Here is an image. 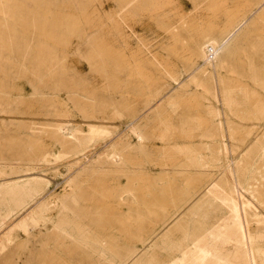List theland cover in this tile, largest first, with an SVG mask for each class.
<instances>
[{"label": "rangeland", "instance_id": "374dc122", "mask_svg": "<svg viewBox=\"0 0 264 264\" xmlns=\"http://www.w3.org/2000/svg\"><path fill=\"white\" fill-rule=\"evenodd\" d=\"M17 1L18 0H0V11L2 10L0 12V172H4V174H0V176L2 175L1 177H3H0V216L3 213H11L15 218L18 217L16 218L18 221L19 217L27 213L26 211H28V209L36 208L40 203L47 201L48 205L50 204V212H52L51 214L54 220L57 221L64 211L68 213L67 215L72 218L74 225L78 227L75 234L77 236L81 235L83 237H88L92 241L95 240V242L90 241L88 243L91 249L75 243H62L59 247L58 258L55 264H80L81 259H83L84 264H106L92 256L91 250L93 249L101 252L113 251L115 254H118L120 258L124 259L128 257L129 260L137 264H264V248L256 249V261H254L249 257L253 252L249 248L248 250L246 249L240 238L238 220L232 211L233 204H231L230 200H228V196L225 194L228 192L226 189L228 183L225 182L222 175L219 176L220 170L216 168H197L199 171L202 170L204 172L203 174L202 172L190 171L191 169L188 167L189 162L187 160V157H190V159L196 157L199 158V161H205L212 156L211 154L213 152L215 154L216 151L223 152L227 150L226 154L221 155V158L225 162L228 158L233 156L230 152L231 150L238 152L242 151L237 160V163L241 160L237 166V171L240 179L244 182L245 189L241 197L254 211L261 212V214L264 215L262 211L264 207V120L242 121L236 119L233 125L236 126L237 129L233 131L234 134L230 137L225 126L223 127V131L219 133L222 134V136L217 133L215 134V138H202L200 136L201 130L197 129L193 132L192 137L177 140V143L180 142L178 143V149L180 151L176 150V148H171L173 152L168 151L166 154L157 156L153 154L152 157L156 156L158 162L162 157L168 158L170 162L167 164V167L165 166L162 168L148 165V169H150L149 175L151 174L149 176L151 178L150 187L148 183L126 186L135 191L136 197L140 198L139 201L142 199L140 202L138 200L136 201L134 196L133 198L127 199L121 198L117 193L109 196L106 192L110 191L112 188L107 185L104 187H96L95 190L90 193V196H84L83 199H79L76 206L71 205V211L59 209V200L56 202L54 199L53 202L50 196L51 194L59 195L63 183L75 178L78 174L82 177L79 176L80 179H78V177H76L78 180L75 179L79 185L82 184L81 186H83V184L86 186L96 181L113 183L119 180L123 184L125 183V178L119 171V168L120 166H124L125 160L131 158L130 160L133 161L138 158L139 155L136 150L137 141H135V137L132 134L130 135L131 128H126L123 123L128 120L126 117L129 116V107L131 109V105L135 104L132 102H135V99L142 96L140 95V86H138L136 82L130 85L125 84L129 80L127 70H138L140 62L142 63L141 68L144 66L142 70L148 71L147 73L153 76L157 77L159 74L164 77L168 75V80L161 79V77L158 76L161 80L157 83H165L167 81L162 85L163 90L168 89L163 92L165 95L162 101L172 94L177 93L180 87L189 81L190 76L188 74L190 70H192L190 69L188 72L185 70L187 64L183 57L187 54L182 52V48L187 46L191 47L192 42L197 38V34L195 33L199 31L198 27L201 25L204 26L203 24L215 22L226 4L228 6V2L225 0H212L213 2L211 0H197L196 10H193V0H156L157 2L154 4L156 10L150 11L147 9L144 10V13H141L138 10L132 9L130 11L126 7L124 8L122 0H120V2L119 0H41L38 5L40 8L29 6L26 7V9L30 8L27 11L24 7V9H21ZM223 1H225V4H222ZM9 2L10 4H7ZM3 5L6 10L3 8ZM179 7L184 9L181 10ZM14 12L15 15H17L15 19L24 13L30 14L32 18L39 19L40 22H43V19L44 22L47 23H49L48 21L50 20L53 22L54 19L56 20V18L58 19L60 16L59 19L62 17L66 19V22L63 24L54 25L55 28L53 29L55 37H58V39H67L69 35L71 37L72 34L74 36H72L73 38L71 39L70 46L64 52L65 54L59 50H53V47L49 46L50 44L46 41V43L44 41L40 43L27 35L24 37V32L21 27L11 26L14 22L11 21L9 24H6V15L4 14L7 13V15H12ZM147 13L150 15H146ZM137 14H140L141 17ZM111 18L113 19L110 20ZM111 21L113 24L110 23ZM165 23L169 27H166L167 25ZM111 25L112 27H109ZM170 25L172 28L181 26L179 27L181 30L177 28L174 30L170 29L171 32L169 33V28H171ZM202 26L200 29L203 28ZM161 27L163 29H161ZM74 28L77 30L75 34L73 33L75 30ZM112 30H115V32ZM117 30H119V35H116ZM166 30L168 32H165ZM192 30L194 31L192 32ZM110 31L111 33L113 32V36L110 35ZM187 31L188 33H185ZM174 34L178 35L176 36ZM186 34L188 36H186ZM120 35L122 36L118 37ZM170 36H172L171 38L174 39V42L176 41V37V39H178L177 41L180 43L182 41L183 44L181 43L180 46L179 42V45L177 43L174 44V42L172 43V39H169ZM124 38L126 41L123 40ZM187 38L193 41L187 40ZM165 40L170 41L166 42ZM188 41H190V43ZM161 42L162 44H160ZM106 43H109V45ZM35 44L39 45L36 46ZM122 44L125 45L123 46ZM95 45L97 48L94 49V47H96ZM26 46H29L27 51L25 50ZM33 46L34 48H32ZM42 46L44 48L42 51H45L41 53L42 59L34 57L36 56V51L34 52L35 47ZM108 46L112 48L113 51H116L114 54L122 52V54H119L122 60L120 57L119 60L123 62L116 58L119 56L118 54H115L116 57L110 60L103 57L96 58V56H94L96 49L98 50L100 48L98 51H103V49L105 51ZM170 46L171 48L169 49ZM174 46H176L177 49ZM163 47H166L168 51ZM169 50H171L170 54H172V56L167 53ZM58 52L61 53L59 54ZM176 52L183 56L177 59V57H175L176 55H174L173 58V53L175 54ZM138 53H140V55H138ZM20 54L25 55L24 59H19ZM65 55L67 58L64 57ZM92 55L95 58H93ZM62 56L64 61L60 60ZM172 58L174 59L173 61H171ZM229 58L231 61V55ZM15 59H17V62ZM35 59H37V62L40 61L37 68L34 65H30L32 63L31 61ZM146 60L150 61V63ZM168 60L171 64L170 71H166L165 69H162L163 71L161 69L156 71V67L153 65L158 64V62L165 63L168 62ZM61 62H65L66 64ZM120 62L123 64L121 65ZM28 63L31 67L36 69L28 70L36 73V76H32V78L23 77L24 70L21 68L28 67ZM14 65L16 67H14ZM50 66L52 67L48 69ZM208 70L212 69L208 68ZM248 71L249 70H240L238 73L239 80L237 81V88L241 89H237L238 94L236 93L237 97H239L236 99L239 108L235 110L237 111L235 115L242 114V110H244L245 113L242 115L246 117L247 110L249 111V117H254L256 107H253L251 104L254 102L253 98H255V100L257 98H262L264 101V95H255L254 91L257 93L260 90L257 85L250 82ZM197 72L198 71L195 73ZM170 74H174V76L170 77ZM257 75L260 81L264 83V70H257ZM208 76L209 75L205 76L204 82L208 85H213ZM223 76L224 75H222L220 79L224 78ZM177 77H182V79L180 78L178 80ZM111 78L113 80H111ZM212 79L214 78L212 77ZM223 83L227 86L225 82ZM222 86L221 84V87ZM249 90H253V92ZM251 98L252 100H249ZM184 99L185 98L182 97L181 101ZM201 99L202 98H199V100ZM142 106V104H139L137 106L138 108L135 109V112H137L139 116V121H137V123H140L143 128L145 124L148 123L143 132L144 134H148V136L151 134L150 136L152 137L155 132L154 127L159 123V121H157L158 115L154 110L155 106L148 111V107L146 110H142ZM126 107L127 110L125 109ZM66 109L67 111H65ZM172 114L173 116L171 117L173 118L171 120L173 121L176 115L171 112V115ZM220 119L223 120L224 117L221 116ZM175 121L176 120H174V122ZM150 123L152 124L150 125ZM153 123L155 126H153ZM57 124L60 127L62 125V127L68 126L75 128V136L77 138L72 141L73 138H61V136H63L62 133H58L57 135L53 133L56 131L57 127H59ZM208 124L215 123L209 120ZM152 127L153 129L151 130L150 128ZM209 130H213L212 127L209 128ZM149 131L151 133H148ZM117 133H120V135H124L123 133H125L126 136L130 135L127 136L126 139L128 141L130 139L132 142L130 145L124 146L119 144L116 147L118 149V157L116 156V158L119 161L118 165H115L108 162L102 156V152L105 149V143H108V145H116ZM57 138L60 139L57 140ZM78 139L79 141H77ZM64 140H66V143H64ZM244 140H247L248 143L251 142V145L246 149L241 147ZM37 142L39 143L37 144ZM78 142L84 145L81 143V145H79L77 144ZM190 144L191 146L189 147L188 145ZM82 146H84V148ZM37 147L39 149V151L37 150L38 153L35 150ZM126 147L127 150H125ZM188 149H192V152ZM125 152L127 154H125ZM32 153H36V156H32ZM133 156H135V158ZM97 157H100L98 158L99 160ZM33 158H36V160ZM88 168H92V170ZM116 169L117 171H115ZM194 173L202 174V176H198ZM206 175H212V179H207ZM88 178H91V182H88ZM46 183H49L48 187L47 185L45 186ZM22 184L23 186L19 187V185ZM7 187L13 188L14 191L23 187L22 194H11L10 197L9 195L5 196L3 191ZM30 189H35L37 191L35 202H31V204L33 203L32 205L29 203L28 209L26 206V211L21 210L18 213L17 210L14 208L12 209L11 204L13 203L12 205H14L16 198H18L17 200L20 202L28 201L29 193H31ZM149 189L150 192L154 191L153 195H148ZM251 189L255 192L253 195L247 192L251 191ZM24 190L25 193L23 192ZM209 203L212 205H209ZM173 204H177L184 209L179 214L176 221L177 223H173L170 227L165 229L159 226V224L157 225L154 223L155 221L153 222V220H157L162 215L160 207H170L169 209H171ZM55 208L57 209L54 211ZM196 208L199 209L196 211L197 214L193 216V214L196 213ZM14 212L17 214H14ZM173 219L175 218H171V221ZM190 222L193 223L191 226L189 225ZM149 223H154V227L152 228V225ZM188 227L192 228L193 231L195 230L203 234H213V230H218L220 232L217 240H211L210 243L206 242L200 246V250L203 249L204 252L208 251L210 254L206 256L204 253L205 259L201 262L194 260L193 257L195 256L193 255L192 248L184 249L186 251L185 257H187V262H181L183 255L179 251V247L181 246L177 240L181 238L183 231L186 232L189 229ZM141 235H144L143 237L148 236V238H153V241L145 246V250H142L143 244L139 238ZM135 249L136 251L133 252ZM215 257L218 259L213 261ZM1 259L2 256H0V261Z\"/></svg>", "mask_w": 264, "mask_h": 264}, {"label": "bare ground", "instance_id": "6f19581e", "mask_svg": "<svg viewBox=\"0 0 264 264\" xmlns=\"http://www.w3.org/2000/svg\"><path fill=\"white\" fill-rule=\"evenodd\" d=\"M196 1L197 0L192 1L193 2L192 3V9L193 10H196V7H197ZM207 1H209V0H207ZM225 1L228 2V6L226 4L225 8L222 9L223 11L221 12V14H219L220 16L216 19V21L208 23V24H203L204 26L201 25L203 27L201 29H200L201 26L198 27L199 31H197V33H195V34H197L196 35L197 38H195L194 41L188 39L190 36L187 38V40L193 41L191 47L190 46H187L184 48L181 47L182 52H185V54H187L185 57H183L186 60L185 62L187 64V65L185 64L186 65L185 70H187L186 72H188L190 69H192V70H190V72L188 74L190 76L189 81L184 83L180 87L179 91L177 90L178 91L177 93L172 94L170 97H168L162 101V99L164 98V95H165L163 92L168 90V89L163 90L162 85H164L167 81L165 83H163V82L157 83V82L161 79H164V80L167 79L168 80L169 77L167 74H166L167 76H164V77H162L163 75L158 74V76H160L161 79H160V77L158 78V76L157 77L153 76L150 73H147L148 71L146 72V70H142V68H144V66L142 65L143 67L141 68L142 63H140V62H139V64H140L139 67L136 66V67H138V70H135V69L134 70H127L129 80L125 84L130 85V84H133L136 82L138 84V86H140L139 90H140V95H142V96L140 97V95H139L140 98H137V99H135V102H132L135 104L131 105V107H132L131 109L129 107V110H130V112L128 113L129 116L126 117V118H128V120L125 123H123L124 126H126V128H128V127L131 128L130 135L132 134L135 137V141H137L136 142V150L138 151V155H139V157L134 159L133 161L130 160L131 158L128 160L127 159L129 157L128 156L126 158L127 160L124 161V166L123 167L120 166L119 171L124 176L125 183L123 184L119 180L117 182H113V183H105V182L96 181L95 183H91V184L86 183L87 184V185L85 184L86 186H84V184H83V186H81L82 185L81 183H80L81 185H79L76 182V179H77L76 177H78V179H80V177H82L78 174L75 177L76 179L72 178V179L66 181L65 183H63V185L61 186V191H60L61 193L59 195H53V194L50 195L51 200H53V202H54V199L56 200V202L59 200V202H60L59 209H62V210L66 209V211H71V205L76 206L79 199L80 200L83 199L84 196L85 197L90 196V193L92 191H94L96 187H104L106 185L110 186L112 188L110 191L106 192V194H108L109 196L115 195L114 193H117L121 196V198L127 199V198H131V197L133 198V196H134V198H136V201L137 200L139 201L140 198L136 197L135 191L127 188L126 186L132 185V184H139V183H148V185L150 187V182H151L150 179L151 178L149 176L151 174L149 175L150 169H148V165L159 166L160 168L165 167V166L167 167V164L170 162L168 160V158H163L161 156L162 158L158 162L156 156L166 154L168 151L173 152L171 150V148H176V150L180 151L178 149V147H179L178 143H180V142L177 143V140L187 139V138L192 137L193 132L197 129L201 130L200 136L202 138H215V134H217V133L219 134L220 132H222L224 126L228 130L229 137H230L232 134H234L233 131L235 129H237V127L233 125L234 120H236V119L242 120V121H260V120L262 121V120H264V101L262 100V98H259V99L257 98L256 100H255V98H253L254 102L252 101L253 103H251V104L253 105V107H256L254 117H249V115H248L249 111H247V110H246V112H247L246 117H244L242 115L243 113H245L244 110H242L243 111L242 114L235 115V113L237 112L235 110L239 108L238 103L236 102V99L239 98V97H237V94H238L237 89H241V88H237L238 87L237 81L239 80L238 73L240 70H249L248 71V74H249L248 77H249L250 82H253V84L257 85L258 89L260 90L257 93H256V91H254L255 95L256 94L257 95L258 94L264 95V83H262V81H260L259 76L257 75V70H264V0H225ZM225 1H223L222 4ZM17 2L21 6V9H24V8L26 9V7H29V6H31V7L36 6V8L39 7L38 5L40 4L41 0L40 1L39 0H18ZM119 2H120V0H119ZM156 2H157L156 0H122V5H124L123 7L124 8L126 7L130 11L132 9H134V10H138L141 13H144V10H147V9L150 11L154 10L155 9L154 4ZM4 3H5V1H4ZM7 4H10V2ZM3 8H4V5H3ZM179 8L181 10L184 9L182 7H179ZM28 9H30V8H28ZM28 9H26V11ZM4 15H6L5 16L6 17L5 23L9 24L12 21L14 23H12L11 26L21 27L22 31L24 32V37H25V35H27L28 37H31L32 39L33 38L36 39L40 43L42 41H44V42L46 41L50 44L49 46L53 47V50L54 49L57 51L59 50V51L64 53L69 48L71 39L74 37L73 34H72L73 37L72 36L70 37V35H69V38H67V39H60V38L58 39V37L57 38L55 37V32L53 31V29L55 28L54 25L57 26V25H60V24H63L64 22H66V19H64L63 17L61 19H59L61 16L59 15L60 17H58L57 16L58 14L56 15L58 17V19L57 18H56V20L54 19L53 22L51 20L50 21L46 20L49 23L44 22V19H43V22H40L39 19L32 18L30 16V14H26V13H24L23 15L21 14V16H19L17 19H15L17 17V15H15V12L12 15H7V13ZM137 15L140 16V14H137ZM146 15L149 16L150 14L147 13ZM109 16H108V18H109ZM151 17H153V16H151ZM216 17H217V15H216ZM162 18H164V17H162ZM68 19H70V18H68ZM112 19L113 18H111L110 20H112ZM110 23H112V21ZM74 24H76V23H74ZM109 27H112V25ZM166 27H169V26L167 25ZM170 27H171V25H170ZM179 27H181V26H178V28L177 27L176 28L181 30V28H179ZM13 28L16 29L15 27H13ZM116 28H119V27H116ZM176 28H172V27L169 28V33L171 32L172 29L174 30ZM161 29H163V28L161 27ZM164 29H166V28H164ZM75 30L73 32L74 34L77 33V30H76V32H75ZM185 30H186V28H185ZM193 31L194 30H192V32ZM13 32H14V30H13ZM113 32H115V30ZM165 32H168V31L166 30ZM110 33H111V31H110ZM112 33L110 35H112ZM118 33H119V30H117L116 35H119ZM176 33H178V32H176ZM185 33H188V31ZM67 34H69V33H67ZM191 34H193V33H191ZM174 35H176V34H174ZM112 36H110V37H112ZM121 36L122 35H120L118 37H121ZM186 36H188V35L186 34ZM28 37H27V39H28ZM171 37L172 36H170L169 39ZM123 40H125V38ZM173 40L174 39H172V43L174 42ZM175 40L177 41L178 39H176V37H175ZM187 40H186V43H187ZM113 41H114V39H113ZM165 41L167 42L168 40H165ZM176 41L174 42V44H176V43L178 44L179 41H177V42ZM190 41H188V42L190 43ZM181 43H182V41H181ZM181 43H180V46H181ZM96 44H98V43H96ZM106 44L109 45V43H106ZM160 44H162V42ZM174 44H172V45H174ZM35 45L38 46L39 44L38 45L35 44ZM159 46H161V45H159ZM180 46H178V47H180ZM98 47H100V46H98ZM108 47L106 49L108 51H106V50L104 51V49H103V51L102 50L98 51L100 48L98 50L96 49L94 56H96V58L103 57V58H106L107 60H110L111 58L113 59L116 57L115 54H118V55L122 54V52L121 53L117 52L114 54V52H116V51H113L112 48H110V47L108 48ZM125 47H124V49H125ZM174 47L176 48V46H174ZM32 48H34V46ZM95 48H97V46L94 47V49ZM101 48H102V46H101ZM170 48H171V46L169 47V49ZM28 49H29V46H26L25 50L27 51ZM43 49H44L43 46L42 47H35V50L34 49L33 50H34V52L36 51L35 52L36 56H34V57L42 59L41 53L45 52V51H42ZM164 49H166V47ZM12 50H10V51H12ZM171 50H169V52H167V53L170 54ZM117 51H119V50H117ZM178 51H179V49H178ZM140 52H143V51H140ZM176 53L175 54L173 53V58H174V55H176L175 57H177V59L180 58L181 56H183V55H179L178 53L177 54ZM48 54H50V53H48ZM180 54H182V53H180ZM138 55H140V53H138ZM230 55L232 58L231 61L229 58ZM56 56H58V55H56ZM94 56H93V58H95ZM141 56H143V55H141ZM144 56H146V55H144ZM170 56H172V54H170ZM24 57H25L24 54L19 55V59H24ZM43 57H45V56H43ZM64 57L67 58L66 55ZM119 57H120V55L116 58H118V60H119ZM146 57H148V56H146ZM120 58L122 60V57H120ZM173 58L171 59V61L174 60ZM144 59H145V57H144ZM15 60L17 62V59H15ZM60 60H63V56H62V59H60ZM121 60H119V61H121ZM148 60H146V61H148ZM38 61H39V59H38ZM22 62H23V60H22ZM31 62L32 63L30 65L31 66L34 65L37 68L39 66L38 63L40 61L37 62V59H35L34 61L32 60ZM116 62H118V61H116ZM121 62H123V61H121ZM148 62L150 63V61H148ZM148 62H146V63H148ZM29 63H28V65H29ZM61 63H65V62H61ZM113 63H114V61H113ZM125 63H126V61H125ZM143 63H145V62H143ZM22 64H21V66H22ZM122 64L123 63H121V65ZM152 64H155V63H152ZM152 64H150V65H152ZM16 65H18V64H16ZM30 65L28 67L21 68L22 70H24V72L23 71L22 72L24 74L23 77H25V78H28V77L32 78V76L33 77L36 76V73L34 71H28V70H36L33 67H31ZM124 66H125V64H124ZM153 66L156 67V71L160 70V69L161 70L165 69L166 71L171 70V64H170L169 60H168V62H165V63H159L158 62V64H155ZM14 67H16V66L14 65ZM51 67L52 66L48 67V69ZM55 67H53V68H55ZM208 68L209 69L211 68L212 70H208ZM177 69H176V71H177ZM16 71H17V69H16ZM19 71H20V69H19ZM50 71H51V69H50ZM196 71H198V72L195 73ZM176 74H177V72H176ZM207 75H209L208 77L212 81L213 85H208L204 82V78ZM222 75H224L223 76L224 78L220 79V77H222ZM108 76H109V74H108ZM171 76H174V74H172V75L170 74V77ZM175 77H176V75H175ZM212 77L214 79H212ZM113 78H115V77H113ZM180 78L182 79V77H180ZM180 78H178V80ZM111 80H113V79L111 78ZM175 81H176V78H175ZM108 82H109V80H108ZM223 82H225L227 84V86ZM221 84L223 85L222 86L223 88L221 87ZM254 86H253V88H254ZM117 87H120V86H117ZM224 87H226V88H224ZM70 89H72V88H70ZM121 91H123V90H121ZM243 91H244V89H243ZM249 91L253 92V90H249ZM245 92H247V91H245ZM239 94H240V92H239ZM255 95H254V97H255ZM182 97L185 98L183 101H181ZM199 98H202V99L199 100ZM244 99H242V100H244ZM249 100H252V98ZM157 103H159V104H157ZM130 104H131V102H130ZM139 104L143 105L142 110H144V109L146 110V108L148 107L147 111L149 109L153 108L157 104L155 106L154 110H155L156 114L158 115L157 121H159V123L156 124V126L153 123L154 124L153 126H155L154 127L155 132L153 131L154 134L152 137L150 136L151 134L149 135L150 136L149 137L148 134H144V132H143L144 128L147 127L148 123H146V124L144 123L145 124L144 128L140 125V123H137V121H139V116L137 115V112H135V109L138 108L137 106ZM90 106H91V103H90ZM127 107L125 108L126 110H127ZM89 110H91V109H89ZM65 111H67V109ZM88 112H90V111H88ZM142 112H144V111H142ZM171 112H173L176 115V116L174 115L175 116L174 120H176L175 122H174V120L173 121L171 120L173 118V117H171V116H173V114L171 115ZM66 113H68V112H66ZM151 113H154V112H151ZM62 114H63V112H62ZM249 114H251V113H249ZM116 115H118V114H116ZM221 116L224 117L223 120L220 119ZM119 118H120V115H119ZM209 120L211 122H214L215 124H208ZM157 121H156V123H157ZM152 122H154V121H152ZM123 124H121V125H123ZM142 124H143V122H142ZM151 124L152 123H150V125ZM118 127H120V126H118ZM211 127L213 130L210 131L209 128H211ZM150 129L152 130L153 127ZM53 133H56V135L58 133H62L63 136L59 135V136H61V138H63V137H66V138L69 137L68 139L73 138L72 141H74V139L77 138L75 136V128H73V127H68V126L62 127V125H61V127L60 126L57 127L56 131ZM148 133H151V132L149 131ZM236 133H237V130H236ZM42 134H43V132H42ZM123 134L124 135H120V133L119 134L117 133L116 141H115L116 145L110 144V143H109L110 145H108V143L104 144L105 149L102 152V156L108 162L113 163L115 165H118V161H119L116 158V156L118 155L117 154L118 149L116 147L119 144H122L124 146L130 145L132 142V141H130L129 137H128L129 141L126 139V137L130 136V135L126 136L125 133H123ZM219 135L222 136V134H219ZM77 136H78V134H77ZM53 137H55V136H53ZM58 139H60V138H57V140ZM53 140H54V138H53ZM60 141H62V140H60ZM65 141L66 140H64V143H66ZM77 141H79V139ZM38 143L39 142H37V144ZM80 143L81 142H78L77 144H79V145L83 144V143H81V144ZM79 145H78V147H79ZM250 145H251V142L248 143L247 140H244L241 144V147H244V149H246ZM188 146L190 147L191 144ZM33 147H34V145H33ZM38 147H37V149H35L36 152H37V150L39 151V149H40V147H39V149H38ZM82 147L84 148V146H82ZM127 147L125 150H127ZM180 147H181V144H180ZM81 148H79V149H81ZM121 148H123V147H121ZM191 150L192 149H190L189 151H191ZM80 151H82V150H80ZM230 152L233 156L231 158H228L225 162L221 158V155L226 154L227 150H224L223 152L216 151L215 154L213 152L211 154L212 156L207 158L205 161H202V160L199 161V158H196V157H193V159H190V157H187V160L189 162L188 167H190V169H191L190 171H196L198 173L202 172V174L204 172L202 170L199 171L197 168H216V169L220 170L219 176L222 175L224 177L225 182L228 183L227 188H226L228 192L227 193L224 192V193L228 196V200H230L231 204H233L232 211L234 212V215H235L236 219L238 220L240 238H241L242 242L244 243L246 249L248 250V248H249L253 252V254L249 255V257L252 260L256 261V249L264 248V215L261 214V212L254 211L242 199L241 194L245 192L244 182H243V180L240 179L239 173L237 171V166L239 165V163L241 161L240 160L237 163V160L239 159V156L241 155L242 151L238 152L235 150H231ZM119 153L122 154L121 152H119ZM125 154H127V153L125 152ZM153 154H156V156L152 157ZM34 155L36 156V153H32V156H34ZM133 157L135 158V156H133ZM170 157H169V159H170ZM30 158H31V156H30ZM98 158H100V157H97V159ZM33 159L36 160V158H33ZM122 159H123V157H122ZM78 164H80V163H78ZM98 165H100V164H98ZM73 167H75V166H73ZM75 168H77V167H75ZM88 169L92 170V168L91 169L88 168ZM93 170H95V169H93ZM102 170H104V169H102ZM12 171H13V169H12ZM115 171H117V169ZM1 173L2 172H0V174ZM90 173H91V171H90ZM2 174H4V172ZM194 174H197V173H194ZM202 174H197V175L202 176ZM92 176H94V175H92ZM211 176L212 175H206L207 179H212ZM1 178H3V177H1ZM90 179L88 178V180H89L88 182H91ZM81 181H83V180H81ZM84 183H85V181H84ZM46 185L48 187L49 183H46L45 186ZM20 186H23V184L19 185V187ZM22 188L23 187L16 189L14 191L13 188L7 187L6 189L3 188L4 189L3 192H4L5 196L9 195V197H10L11 194H15V195L16 194H22ZM26 189H27V187H26ZM28 189H29V187H28ZM25 190L23 191L24 193H25ZM30 190H31L30 191L31 193H29L30 195H29L28 201L27 202H25V201L20 202L19 200H17L18 198H16L14 201V205H12L13 203L11 204L12 209L14 208L15 210L18 211V213L21 210L26 211L29 207L28 204L29 203L31 204V202H35V199L37 197V191L35 189H30ZM3 192H2V194H3ZM247 192L252 194V195H253V193H255L253 191V189H251V191H247ZM104 194H102V195H104ZM149 194L153 195L154 191L150 192V189H149L148 195ZM257 195H259V194H257ZM38 196H39V194H38ZM128 196H130V197H128ZM11 198H13V197H11ZM8 200H10V199H8ZM47 200H48V196H47ZM140 201H142V199ZM49 205H48V201H47V202L40 203L38 206L36 205L37 206L36 208L28 209V211H26L27 213L20 216L18 221L16 219L18 217L15 218V216L11 215V213H9V214L3 213L0 216V256H2L0 264H45V263L55 264L56 260L58 258V256H57L58 250H59V247L62 245V243H72V244L75 243V244L83 245L85 248L91 249L88 246V243L92 240L88 237H85V236L83 237L81 235L77 236L75 234V231L78 227H76L74 225L72 218L67 215L68 213H66L64 211L61 214V216L59 217V219L56 221V220H54L53 215L51 214L52 212H50L51 208L49 207ZM209 205H212V204L209 203ZM26 206H27V209H26ZM163 206H164V204H163ZM73 208H75V207H73ZM169 208L170 207H168V208L167 207H160V211L162 212V215L157 220H153V222L155 221L154 223H156L157 225L159 224V226H161L162 228H165V229L170 227V225H172L173 223H177L176 221L179 217V214L182 212V210H184L183 207H181L177 204H173L171 206V209H169ZM56 209L57 208H55L54 211ZM198 209L199 208H196L195 212L198 211ZM52 211H53V209H52ZM262 211L264 212V207H263ZM15 213L16 212H14V214ZM196 214H197V212L194 213L193 216H195ZM16 216H19V215H16ZM156 218H157V216H156ZM171 218H175V219H173L171 221ZM154 223H152V224L149 223L152 225L151 226L152 228L154 227ZM192 224L193 223L190 222L189 225L191 226ZM188 228L189 229L186 232L185 231L182 232L181 238H179V240H177V242L181 246V247H179V251L183 255L181 258V262L182 263L187 262V257H185V254H186V251L184 250L185 248H187V249L192 248L193 255L195 256V257H193L194 260L201 262L202 260L205 259L204 253L206 254V256H208L210 254L208 253V251L204 252L203 249L200 250V246L205 244L206 242L210 243L211 240H214V241L217 240V237H219L220 232L218 230H213V234H203V233H198L195 230L193 231L192 228H190V227H188ZM144 233H146V232H144ZM147 233H148V231H147ZM143 236L144 235H141V237H139V238L141 239V242L143 244L142 250H145V246L149 245V243L153 241V238H151V237L148 238V236L147 237L146 236L143 237ZM92 242H95V240H93ZM110 243H112V242H110ZM157 244H156V246H157ZM184 245H185V247H184ZM237 250H239V249H237ZM135 251H136V249L133 252H135ZM174 251H177V250H174ZM91 254L94 258H96L99 261H102L106 264H137V263L129 260L128 257H125L124 259L120 258L119 255L115 254L113 251L101 252V251H96L93 249V250H91ZM197 254H198V256H197ZM213 259H212L213 261H216L218 258L215 257ZM80 264H84L83 259H81Z\"/></svg>", "mask_w": 264, "mask_h": 264}]
</instances>
